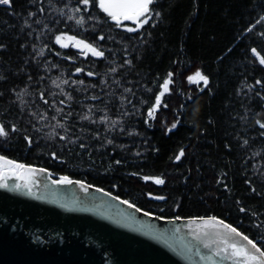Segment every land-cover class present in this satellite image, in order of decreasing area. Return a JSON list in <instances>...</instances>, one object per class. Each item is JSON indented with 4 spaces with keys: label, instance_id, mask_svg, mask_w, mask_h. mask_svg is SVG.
<instances>
[{
    "label": "trees",
    "instance_id": "16d2710c",
    "mask_svg": "<svg viewBox=\"0 0 264 264\" xmlns=\"http://www.w3.org/2000/svg\"><path fill=\"white\" fill-rule=\"evenodd\" d=\"M151 7L159 15L129 33L95 0L88 10L80 0L0 5V124L9 131L0 137V152L158 217H216L264 248V129L256 123L264 122V67L251 52L264 56V0H156ZM81 15L83 28L68 19ZM61 34L87 40L105 58L61 48L55 43ZM198 70L209 78L207 87L189 83ZM169 72L171 91L150 119ZM54 81L63 91L51 87ZM44 112L60 114L71 142L38 133ZM181 149L185 155L177 162Z\"/></svg>",
    "mask_w": 264,
    "mask_h": 264
},
{
    "label": "water",
    "instance_id": "95a60500",
    "mask_svg": "<svg viewBox=\"0 0 264 264\" xmlns=\"http://www.w3.org/2000/svg\"><path fill=\"white\" fill-rule=\"evenodd\" d=\"M44 170L30 178L47 183L56 193V206L45 209L49 216L45 221L30 211L0 204V264H231L215 256L208 259L210 250L194 238L207 230L203 221L212 217L145 215L85 182L54 183L59 179ZM14 181L17 175L7 183Z\"/></svg>",
    "mask_w": 264,
    "mask_h": 264
},
{
    "label": "snow or ice",
    "instance_id": "6c2138e0",
    "mask_svg": "<svg viewBox=\"0 0 264 264\" xmlns=\"http://www.w3.org/2000/svg\"><path fill=\"white\" fill-rule=\"evenodd\" d=\"M156 0H95V5L102 11L118 28H123L126 32L132 33L140 31L144 28L145 25H148L150 21L154 19V16H158L159 13H155L152 9L151 5H153ZM80 3L84 6L85 10L90 9L93 6L94 0H80ZM0 5H5L11 7L12 0H0ZM43 12V9H40ZM81 9L78 7L75 9V12L79 13ZM63 14V13H61ZM30 16H34L35 13H29ZM69 20H73L75 24L81 28H83L86 23L85 18L81 15L79 17L69 16ZM91 19V18H90ZM264 19V18H262ZM125 21H130L135 27H127L125 25ZM261 21H257L260 23ZM27 23V21H26ZM39 23V21H37ZM30 26V25H29ZM155 26L154 24L152 25ZM256 25H252L249 27L248 31L252 32ZM262 37H264V32L259 33ZM99 40H104V36H99ZM55 43L58 44L61 48L74 47L79 49V51L85 55L91 54L93 57L103 59L105 58L104 51L100 50L97 46L92 43H89L85 39H79L74 35L61 34L55 37ZM251 52L254 56L257 57L258 62L261 66H264V56L260 54V52L256 48H252ZM43 50L40 52V55L43 56ZM59 55V53H58ZM129 65L131 61H126ZM82 68H77L76 72H82ZM113 72L116 71L115 68L112 69ZM88 76H94V73L87 72ZM189 83H199L203 82L204 87H207L209 84V78L204 75L201 71H196L194 75L188 77ZM56 87H61L60 83L53 82ZM61 83L68 84L67 80H63ZM79 84L83 85L84 81H78ZM173 73L169 72L167 74V78L160 85L161 91L155 97V101L153 106L149 109L147 115L150 119H155V113L158 111L162 97L166 93H170V85L173 84ZM257 84H261V81H256ZM203 90V89H201ZM63 91V89H62ZM126 91H131V89H126ZM67 99L71 100L72 96L70 94H66ZM40 98L44 101L45 104L48 103V100L44 99L43 93H41ZM97 97L93 96L92 99L95 100ZM60 103H64L61 101ZM164 107H167L165 104ZM58 112H63V109H57ZM92 109L89 108V112ZM33 115H35L33 113ZM43 119H47L45 115ZM52 119H56L53 117ZM84 120H89L92 123L96 121L92 120L90 115H84L82 117ZM101 122L107 123L108 120L105 117ZM113 124H116L117 121H112ZM261 129H264V122L256 121ZM56 127L64 128V124L57 121ZM177 127L176 123H173L171 128L168 129L171 132L173 129ZM12 132L18 131L15 126L11 128ZM9 131L4 127L3 124H0V137H8ZM59 135V134H57ZM264 135V132L261 133ZM28 140L29 144L31 143L30 138L25 137ZM61 140H66L67 137L61 135ZM112 143V141H109ZM247 144V141L244 142ZM84 147V145H81ZM185 152L183 149L180 150L178 155L176 156V161L179 162L182 157H184ZM119 163V161H117ZM44 172V169H34L29 166L18 164L10 159H7L4 156H0V188H9V184L7 183L8 178L12 175H17V178L20 176L31 177L35 172ZM154 179V183L157 185H163L165 183L162 178H149L145 177V180ZM28 183L31 181H27L24 185L27 187ZM54 183H66L71 184V181L68 177H62L60 181H54ZM83 187V185H81ZM20 185H16L18 189ZM99 191V189H97ZM31 192V188L28 189ZM155 199H163V197H154ZM122 203H128L127 201H122ZM129 207H135V205L128 204ZM136 211H140L139 208ZM240 211H245L244 208H241ZM145 215H149L148 213H144ZM195 223V221H193ZM203 228L207 229L200 233H197L194 238L200 240L203 243L204 247L210 250L211 255L207 258L212 259L213 256L219 257L220 260L230 261L231 264H264V248H261L256 241L250 239L247 235L240 232L236 227L225 223L223 220H219L216 217H212L208 220L203 221ZM207 237L208 239H203ZM216 245L213 248V245ZM203 258V257H202ZM213 264L215 262L213 261Z\"/></svg>",
    "mask_w": 264,
    "mask_h": 264
},
{
    "label": "flooded vegetation",
    "instance_id": "af4514ba",
    "mask_svg": "<svg viewBox=\"0 0 264 264\" xmlns=\"http://www.w3.org/2000/svg\"><path fill=\"white\" fill-rule=\"evenodd\" d=\"M0 156L7 158V156L3 155L1 152ZM30 179L32 180V178L29 177V180ZM8 180H10V178H8ZM17 180L18 181L8 182L10 188L5 191L0 190V204L30 211V213L36 215L37 218L47 221L49 216L45 209L51 208L52 205L53 207L56 206L55 198H53L56 193L50 192L46 182L36 180H30L31 183H28L27 187L24 186L23 188L19 187L17 189L16 185H21L23 181H29L24 180L23 177L17 178ZM60 185L61 184H58V186ZM29 188H31V192L28 191Z\"/></svg>",
    "mask_w": 264,
    "mask_h": 264
},
{
    "label": "rangeland",
    "instance_id": "374dc122",
    "mask_svg": "<svg viewBox=\"0 0 264 264\" xmlns=\"http://www.w3.org/2000/svg\"><path fill=\"white\" fill-rule=\"evenodd\" d=\"M57 83V82H56ZM196 84H202L203 85V82H199V83H196ZM204 86V85H203ZM51 87L54 89V90H57V91H62V88L61 87H56L54 83H51ZM29 91H27L25 94H23V97L25 100H28L26 98V96H29ZM33 109V108H32ZM89 114L93 117V114L91 112H89ZM101 114V113H100ZM47 116V119H43L44 116ZM41 120H39V123L41 126L40 128V131L38 132L40 135L42 136H45L43 138L45 139H48V140H55L57 138L60 139V136L63 135V136H66L67 137V141L71 142L73 138H70L69 135H66L68 134L70 131L68 130L67 127H65L64 125V128H59V127H56V124H57V121H59L60 123H63L61 120H60V114L59 113H53V114H50L48 112H44V113H41ZM53 117H55L56 119H52ZM27 124V123H25ZM64 124V123H63ZM108 130H112L111 128H107ZM59 134V135H57ZM21 177V176H20Z\"/></svg>",
    "mask_w": 264,
    "mask_h": 264
}]
</instances>
